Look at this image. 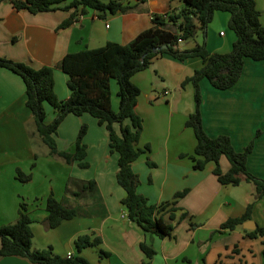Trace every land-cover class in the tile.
Listing matches in <instances>:
<instances>
[{"label": "crops", "instance_id": "0c3cea01", "mask_svg": "<svg viewBox=\"0 0 264 264\" xmlns=\"http://www.w3.org/2000/svg\"><path fill=\"white\" fill-rule=\"evenodd\" d=\"M135 2L127 1L132 5ZM255 3L260 11V22L264 24V0H255ZM180 6L178 0H146L132 10L108 13L104 18H99L92 9H86L70 25L60 28V23L73 9L34 14L14 8L10 0H0V56L33 68L52 67L54 92L59 99H65L69 95L67 76L58 67V62L67 52L96 48L107 41L125 44L153 25L152 13L178 11ZM211 21L212 30L206 28L205 36L197 30L190 38V45L185 46L186 40L180 46L190 49L201 44L198 41L201 33L208 51L228 52L235 35L224 32L221 27L228 24L229 14L218 11ZM201 63L198 57L179 62L164 54L154 58L146 69L131 78L141 90L135 106L143 119L137 145L148 144L150 147L132 163L139 179L137 191L149 203L158 204L170 200L177 191L187 190L177 205L185 208L191 218L180 221L172 235L164 238L142 231L128 219L120 203L124 190L115 176L118 153L110 152L106 127L88 113L66 115L55 134L59 150L72 151L80 125L88 126L83 139L88 167L81 168L76 161L67 163L51 154L37 134L33 116L25 105L22 79L10 70L1 69L0 225L17 219L19 202L23 200L32 219V248L50 247L53 253L63 257L71 252L72 256H82L87 264H264L263 237L250 238L242 230H253L264 224L261 199L255 201L250 219L231 231L216 232L210 237L227 218L244 213L247 204L254 199L253 183L241 180L235 186L222 185L212 173L211 163L203 170L194 169L191 160L181 156L192 153L196 144L193 131L185 126L194 103L186 101L181 105L169 90L155 91V76L163 83L168 76L173 77L172 86L181 89L182 80ZM199 86L202 126L209 136L226 133L233 147L240 151L255 131L261 130L246 165L252 174L264 179V60L246 58L239 80L229 89H216L205 78L200 80ZM187 88L188 84L184 86L185 90ZM111 104L114 108L112 100ZM44 107L46 114L49 112L53 117V109L48 104ZM113 128L119 133L117 123ZM36 141L42 143L41 146ZM146 158L154 166L148 165ZM219 164L223 172L229 169L226 157L221 156ZM17 170L31 174V180L19 181ZM70 180H94L97 195L79 190L78 184ZM238 187L242 188L237 190ZM50 192L63 204L78 208V215L63 220L55 228H49L44 221L47 215L45 200ZM83 234L98 236L101 243L78 252L75 240ZM141 243L155 250L151 258L145 255ZM0 264L32 263L22 257L6 256L0 258Z\"/></svg>", "mask_w": 264, "mask_h": 264}, {"label": "trees", "instance_id": "16d2710c", "mask_svg": "<svg viewBox=\"0 0 264 264\" xmlns=\"http://www.w3.org/2000/svg\"><path fill=\"white\" fill-rule=\"evenodd\" d=\"M128 0H10L16 9H26L31 13L53 11L57 9H73L71 15L60 23L66 27L83 15L86 9H92L99 18L108 13L127 12L146 0H136L132 5ZM181 6L178 11L170 10L163 13H152L153 25L139 32L125 44L107 41L96 48H84L75 52H67L58 62V67L66 74V86L69 95L59 99L54 92L53 68L42 66L33 68L30 65L0 56V70L7 69L18 75L25 88V105L30 110L35 123V130L53 155H57L67 163L77 162L81 168L88 167L86 144L83 139L88 126L82 123L74 141L72 151L59 150L55 141L57 129L68 114L80 116L88 113L97 122L106 127L109 135L110 152H117L116 181L123 188L124 195L120 203L130 221L135 222L144 232L159 238L169 237L176 224L185 218H191L189 212L177 205L187 190L174 193L168 201L151 204L148 199L137 191L138 175L132 169V163L150 147L146 144L139 147L138 141L143 127V119L135 110L140 88L132 82V76L146 69L152 60L161 55H169L183 62L188 58L198 57L201 66L186 76L181 87L193 86L194 110L185 120V126L194 134L196 144L190 154H181L191 160L192 167L203 170L207 164L213 165L212 173L222 185H238L241 180L253 183L254 199L248 203L243 214L229 217L223 221L210 237L216 233L231 231L252 217L251 212L255 201L264 202V179L252 174L246 165L247 157L253 149L255 139L261 130L257 129L253 138L243 150H236L228 134L209 136L203 126L200 112L201 92L199 82L205 78L216 89L226 90L239 80L244 61L264 60V24L260 22V11L255 0H178ZM221 11L229 14L228 26L234 32L235 40L228 52H210L205 43L197 44L190 49L182 48L180 43L186 41L200 30L205 36L206 28L213 19L214 13ZM165 46V47H164ZM112 82L117 89V110L112 108ZM45 104L53 109V117L47 120ZM119 125L117 133L113 124ZM224 156L230 166L226 172L220 168V157ZM150 166L154 163L146 158ZM16 178L21 182L31 180V174L20 170ZM78 184V189L97 195L94 180H70ZM69 181V182H70ZM77 193V192H75ZM45 223L49 228L57 227L63 220L78 215L77 207H70L58 200L50 192L45 200ZM32 219L28 214V205L21 200L18 216L14 222L0 225V258L17 256L25 258L32 264H87L79 255L66 258L55 254L52 249H33L31 229ZM190 226H193L190 223ZM250 238L263 237L262 256L264 258V224L255 229H242ZM101 243L98 236L83 234L75 240L78 252L88 246ZM141 249L148 258L155 250L144 243ZM108 254L107 252H104Z\"/></svg>", "mask_w": 264, "mask_h": 264}, {"label": "rangeland", "instance_id": "374dc122", "mask_svg": "<svg viewBox=\"0 0 264 264\" xmlns=\"http://www.w3.org/2000/svg\"><path fill=\"white\" fill-rule=\"evenodd\" d=\"M141 5H142V3H141ZM207 29H210V31L212 30V21L208 24ZM221 29L224 32H227L229 34H234V32L229 28L228 24H226L225 26L221 27ZM211 33L213 34V32H211ZM211 33H210V37H212ZM213 38H214V34H213ZM198 41H199V43H203V36H202L201 33H199ZM191 42H192V39H188L186 41V45L185 46L190 45ZM167 79L168 80L165 81V83H163L158 76H155L154 80L157 83V84H155L156 85L155 86V91H157L156 93L162 92L163 90L167 89V90H169L171 92V96H172V94L176 95V99L181 105H184L186 101H190V102L194 103V101H193L194 100V98H193V88H192L191 84H188L187 90H185L184 87H182L181 89L179 87L178 88H174L172 86V82H171L173 80V77L168 76ZM116 89H117V85L115 84V82H112V86H111V90H112L111 100L115 104V106L113 108L115 110H117V106H118V99L115 96ZM168 96H170V95H167V97ZM47 117H48V119H50L52 117V115L48 112ZM35 143H37L38 146H41V144H42L39 141H36ZM241 188L242 187H238L237 190L238 189L240 190ZM117 217H118V219H121L119 217V215H117Z\"/></svg>", "mask_w": 264, "mask_h": 264}, {"label": "built area", "instance_id": "2783aa9c", "mask_svg": "<svg viewBox=\"0 0 264 264\" xmlns=\"http://www.w3.org/2000/svg\"><path fill=\"white\" fill-rule=\"evenodd\" d=\"M167 91L164 92V94H166ZM66 258H71L72 257V253L71 252H67L65 255Z\"/></svg>", "mask_w": 264, "mask_h": 264}, {"label": "water", "instance_id": "95a60500", "mask_svg": "<svg viewBox=\"0 0 264 264\" xmlns=\"http://www.w3.org/2000/svg\"><path fill=\"white\" fill-rule=\"evenodd\" d=\"M165 47V46H164ZM251 222V221H250ZM248 227V226H247ZM249 228H252V227H249Z\"/></svg>", "mask_w": 264, "mask_h": 264}]
</instances>
